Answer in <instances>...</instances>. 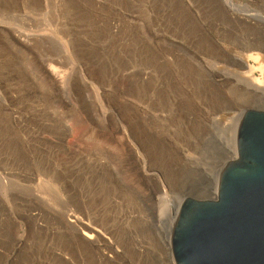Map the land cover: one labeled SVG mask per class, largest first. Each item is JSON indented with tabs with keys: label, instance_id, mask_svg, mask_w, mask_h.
Here are the masks:
<instances>
[{
	"label": "rangeland",
	"instance_id": "rangeland-1",
	"mask_svg": "<svg viewBox=\"0 0 264 264\" xmlns=\"http://www.w3.org/2000/svg\"><path fill=\"white\" fill-rule=\"evenodd\" d=\"M231 1L0 0V264H176L162 238L178 200L214 199L236 158L211 118L264 110L201 65L231 68L201 24L264 57V27L245 16L264 18V0ZM64 213L111 242L107 259L71 240Z\"/></svg>",
	"mask_w": 264,
	"mask_h": 264
},
{
	"label": "water",
	"instance_id": "water-1",
	"mask_svg": "<svg viewBox=\"0 0 264 264\" xmlns=\"http://www.w3.org/2000/svg\"><path fill=\"white\" fill-rule=\"evenodd\" d=\"M171 249L176 264H264V110L243 114L215 198L183 202Z\"/></svg>",
	"mask_w": 264,
	"mask_h": 264
},
{
	"label": "bare ground",
	"instance_id": "bare-ground-1",
	"mask_svg": "<svg viewBox=\"0 0 264 264\" xmlns=\"http://www.w3.org/2000/svg\"><path fill=\"white\" fill-rule=\"evenodd\" d=\"M221 2L226 10L227 9L232 10L235 7V5L233 4L231 0H221ZM245 16L257 22L260 21L259 23L264 27V18L261 17L260 15H255V16L245 15ZM204 24L208 26V24L206 23ZM201 25L200 26L198 25L199 29H196L195 31H196V34L199 35V37L202 39V42L205 45L209 46L211 50L214 53H216L219 57L229 61V63L231 64V68H229L227 66L220 65V63L216 61L212 63L203 61L201 65L204 71L208 74V76L210 77L218 76L225 90L230 95L237 96V98H241V96H243L241 94L252 95V96L255 95L256 97L261 96L262 98H264V76L260 78L255 77L256 71L262 72L261 75L264 74V57H262L259 53L243 54L240 51H237V49L227 50V49H223L219 47V45H217V43L215 42L214 39H212V37L207 35V33L203 32ZM184 26L185 27L183 28H187L186 25ZM24 35H22L21 37L24 40H28L29 37L27 35L26 36ZM215 44L216 46H213ZM250 61L254 62L256 64V67L250 65L249 63ZM249 110L251 109L248 106L247 109H244V111L240 113L231 112L230 114H226V115L221 114L222 116H214L211 118L212 121L219 120L220 125L225 128V131H228V133L231 132L229 136V141H228L229 146L228 147L230 148L233 154L231 155L232 157L234 156L237 158L238 128H239V124H240L243 114ZM229 161L232 162V159L226 161L224 164H226ZM7 175L8 174H6V176ZM160 187H161V190L164 191V185L162 183L160 184ZM43 195L45 196L47 194H43ZM41 200L43 202L45 201V204H44L45 206L50 207L49 200L46 197H42ZM185 200L186 198L183 199L182 201L178 200L177 207H175L174 211L172 212L173 217H172V220L169 221V224L171 227L170 232L172 234H173V230H174V227H175L178 215H179L180 208ZM173 203H174L173 200H169L167 206L169 207ZM170 215L171 213H169L168 211V218ZM29 216L34 219H37L36 216H32V215H29ZM53 219L57 221V223L69 233V235L68 234L67 235L70 236L71 240H76V238L83 240L87 244L89 249L95 255L99 257H103L105 255L103 253V248L104 249L113 248L111 246L110 241L101 240V232L93 224H91L89 221L87 222L82 221L78 216H76L73 213H64L60 217H56L55 215H53ZM110 233H111V230H109L108 234ZM162 242L169 251H172L171 239L169 237L167 238L163 237ZM103 258L107 259L106 257H103ZM169 264H172V262L169 261Z\"/></svg>",
	"mask_w": 264,
	"mask_h": 264
}]
</instances>
